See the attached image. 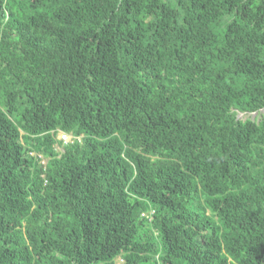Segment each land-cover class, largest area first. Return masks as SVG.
<instances>
[{
  "label": "trees",
  "instance_id": "16d2710c",
  "mask_svg": "<svg viewBox=\"0 0 264 264\" xmlns=\"http://www.w3.org/2000/svg\"><path fill=\"white\" fill-rule=\"evenodd\" d=\"M262 109L264 0H0V264H264Z\"/></svg>",
  "mask_w": 264,
  "mask_h": 264
},
{
  "label": "rangeland",
  "instance_id": "374dc122",
  "mask_svg": "<svg viewBox=\"0 0 264 264\" xmlns=\"http://www.w3.org/2000/svg\"><path fill=\"white\" fill-rule=\"evenodd\" d=\"M261 114H264V109H262L259 113L254 112V113H251V114H249V115H245V114H243V113H239V114H238V117H240V118H245V117H247V116H250V117H252V118H255V117L260 118ZM61 136H62V133H59V134H58V138H61ZM62 139H63V140L66 139V141H69V140L72 139V138H71L70 136H65V137H63ZM57 149H59L60 151L62 150V148H60V147H57ZM122 263H123V259H122L120 256H117V258H116V264H122Z\"/></svg>",
  "mask_w": 264,
  "mask_h": 264
},
{
  "label": "built area",
  "instance_id": "2783aa9c",
  "mask_svg": "<svg viewBox=\"0 0 264 264\" xmlns=\"http://www.w3.org/2000/svg\"><path fill=\"white\" fill-rule=\"evenodd\" d=\"M65 136H70L71 138L73 137L71 134L62 133L61 138L65 137ZM70 141H72V139H70L69 141H66V139L64 140V142H70Z\"/></svg>",
  "mask_w": 264,
  "mask_h": 264
},
{
  "label": "clouds",
  "instance_id": "9594fccd",
  "mask_svg": "<svg viewBox=\"0 0 264 264\" xmlns=\"http://www.w3.org/2000/svg\"><path fill=\"white\" fill-rule=\"evenodd\" d=\"M59 133H63V132L59 131L58 134H59ZM58 134H57V137H58Z\"/></svg>",
  "mask_w": 264,
  "mask_h": 264
}]
</instances>
